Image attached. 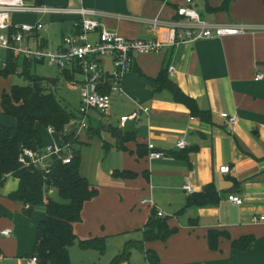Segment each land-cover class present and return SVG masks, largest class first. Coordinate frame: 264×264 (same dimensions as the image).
Here are the masks:
<instances>
[{"label":"crops","instance_id":"obj_1","mask_svg":"<svg viewBox=\"0 0 264 264\" xmlns=\"http://www.w3.org/2000/svg\"><path fill=\"white\" fill-rule=\"evenodd\" d=\"M24 1L47 7L83 6L101 13L108 29L129 39L162 41L168 40L171 26L182 20L177 11L185 4V0ZM202 1L204 4L200 6V0H193L194 7L208 23L243 25L248 33L205 39L137 57L132 71L123 80V94L114 96L108 119L101 120V130L104 127L110 133L105 127H113L110 123L113 113H119L120 120L132 114L137 104L149 107L150 115L143 116L141 124L129 121L124 128L119 127L118 121L113 128L135 134V140L125 144L126 150H119L117 139L112 136L113 142H104L94 152L92 161L85 159L81 167L82 175L99 191L98 197L86 203L83 210V214L91 215L81 221L82 225L90 226V234L107 233L109 225L112 229L118 225L120 230H127L121 223L124 218L130 222L129 226L145 221L146 227L152 213L157 215L158 211L164 214L171 229L178 230L165 242H146L142 249L133 247L141 249L144 255V262L138 261L140 264H264V221L254 222L255 217L264 216V79L255 80L256 75H264V0H233L226 11L217 10L224 0ZM75 19V16L26 13L14 14L10 21L16 25L43 22L45 29L39 35L46 45L59 47L63 38L73 32ZM155 21L159 24H154ZM56 25L58 29L49 30ZM171 66L175 68L169 73L171 79L197 102L200 110L211 113L212 123L193 117L190 109L177 103L171 92L157 91L155 79L163 68ZM233 116L238 122L230 125L228 119ZM92 121L90 116V129L94 131ZM0 125L13 124L0 120ZM41 128L38 127L40 137ZM90 133L83 132L79 141L89 145L83 139H91L100 130ZM50 137L48 145L55 141ZM181 138L188 142L185 151L177 148ZM149 144H154L164 157L149 159ZM43 145L48 146L44 142ZM226 165L231 167V173H220V168ZM122 172L135 176H116ZM11 179L16 180L14 189L7 186ZM186 184L195 194L214 184L220 203L208 207L189 205L193 195L184 190ZM18 187V180L12 176L0 187V264H21L34 257L37 226L46 216L37 218L34 212L29 216L22 203L9 198ZM229 195L241 197L244 204L231 203ZM143 198L153 200L157 209L153 211L143 204ZM138 203L149 210L139 215ZM102 210L116 214H101ZM129 210L133 212L126 217L124 214ZM93 227L98 232L91 230ZM7 229L12 234L2 236L1 231ZM211 231L227 232L231 240L221 238L218 250H212L208 239ZM247 236L255 240L246 251L233 249L232 241ZM95 237L99 236L91 239ZM148 251L155 252L158 260ZM122 264L132 263L129 259Z\"/></svg>","mask_w":264,"mask_h":264},{"label":"trees","instance_id":"obj_2","mask_svg":"<svg viewBox=\"0 0 264 264\" xmlns=\"http://www.w3.org/2000/svg\"><path fill=\"white\" fill-rule=\"evenodd\" d=\"M232 2L233 0H224L217 10H228ZM4 58L8 62V66L6 69L0 67V73L5 77L21 76L29 84L26 86L14 85L11 91L4 93L2 97L3 114L14 118L16 126L0 125V187L4 186L8 176L17 179L19 187L16 192L9 195V198L24 206L29 205L30 209L26 210L29 216L35 207L41 205L46 207V216L37 226V242L32 252V256L37 258L38 264H73L70 250L78 238L75 226L82 221L86 203L99 195L98 189L93 188L81 173L82 151L75 149L74 159L70 164H64L56 156L52 157L49 160L51 167L48 174L33 165L27 166L21 163L20 159L27 149L35 152L43 150L44 145L38 127L45 129L53 127L58 134L62 135L64 128L78 117L69 111L53 93L47 92V86L56 83V80L50 81L45 87L44 79L32 75V67L37 63L17 59L10 53L6 54ZM168 69L163 68L155 79L157 91L171 92L177 103L184 104L190 109L193 117L212 123L211 113L200 110L197 102L183 93L171 79ZM62 75L67 80L75 82L67 72H63ZM103 128L102 130H104ZM107 128L111 135L117 139L119 150H126L125 144L136 138L135 134L122 133L118 128L105 127V129ZM91 130L89 129V131ZM63 139L66 143H78L79 141V137L75 138V135H63ZM141 149L142 147H140L139 153L142 155ZM116 176L131 178L135 175L122 172L117 173ZM51 188L55 189L56 193L49 196V203L45 205V193ZM219 203L217 188L211 184L201 194L193 195L189 205L208 207L216 206ZM177 231V229L169 227L167 219L159 218L154 212L145 227L143 241L128 242L111 264L127 262L133 247L139 246L142 249L146 242H165ZM221 238L231 240L227 232L211 231L209 233V246L212 250H218ZM254 240L253 236L243 237L232 241V247L238 251H246ZM81 246L85 249L104 251L105 239L95 237L81 241ZM147 253L158 260L155 252L148 251Z\"/></svg>","mask_w":264,"mask_h":264},{"label":"built area","instance_id":"obj_3","mask_svg":"<svg viewBox=\"0 0 264 264\" xmlns=\"http://www.w3.org/2000/svg\"><path fill=\"white\" fill-rule=\"evenodd\" d=\"M34 13L43 16L60 15L75 16L73 32L68 33L59 47L45 44L39 35L45 29L41 21L36 24H12L10 21L14 14ZM178 17L169 30L167 41L158 38L148 40L129 39L116 31L108 29L102 21L103 15L95 10L85 8L47 7L44 5L27 4L24 0H0V67L6 69L8 62L6 54L15 58L47 65L61 73L67 72L73 78L80 76V117L73 120L64 128L60 135L53 127H48V133L55 141L43 148L41 152L25 150L20 162L50 173L49 160L56 156L64 164H70L74 159L75 148L71 142L66 143L63 135H75L80 138L83 132L90 129V113L97 112L102 119H108L115 95L124 92V77L133 69L136 58L143 55L159 54L168 51L171 47L182 44H194L205 39L223 38L245 35L248 28L243 25H213L203 19L195 7L193 0H185V4L178 8ZM154 24H159L155 21ZM108 61L106 65L105 62ZM169 73L175 68L169 67ZM264 79V75H256L255 80ZM151 109L137 104V109L130 115L123 116L119 127L124 128L127 122L134 121L141 124L145 115H150ZM238 122L236 116L230 117L228 123L234 125ZM188 142L181 138L177 148L185 150ZM148 157L151 160L161 159L164 155L156 150L154 144L148 145ZM220 173L230 174L231 167L226 165L220 168ZM184 190L194 195L193 188L186 184ZM51 188L45 193L44 204L49 203V196L55 195ZM228 200L235 205H243L244 200L235 195H229ZM143 204L155 211L157 205L153 200L144 199ZM25 208L30 209L29 205ZM159 218H165L161 211L157 212ZM264 221L263 217H255L254 222ZM12 231H1L2 236L9 237ZM21 264H38L36 257L22 261Z\"/></svg>","mask_w":264,"mask_h":264},{"label":"rangeland","instance_id":"obj_4","mask_svg":"<svg viewBox=\"0 0 264 264\" xmlns=\"http://www.w3.org/2000/svg\"><path fill=\"white\" fill-rule=\"evenodd\" d=\"M200 6L204 4L202 0H200ZM16 15V14H15ZM13 16V15H12ZM22 16V15H21ZM17 19V18H16ZM50 28V27H49ZM58 29V26H54L50 28V31H53ZM32 75L36 77H40L44 79V86H47V83H49L52 80H56V83L47 86V92L53 93L56 98L65 106L68 108L69 111L73 112L77 115V117H80V88L79 82L80 76L76 77L75 82L67 80L60 71H58L55 68L48 67L47 65L43 64H36L32 67ZM125 79V77H124ZM29 82L18 75H11L9 77H5L0 73V120L6 121V122H12L14 126L16 124V120L12 117L5 116L1 113L2 107H1V98L2 94L4 92L9 93L11 91L12 86L19 85V86H26ZM121 114H123L121 112ZM90 116H92L93 121L91 123V126L93 127L94 131L97 132L100 130V134H95L91 139L84 138L83 140L86 142H89V145L83 144V142L78 141V143H72V146L82 151V164L85 159H88L92 161V156L94 157V152L97 151L98 147L102 148V145H104V142H113L112 141V135L108 131L101 130V120L102 115L96 112H91ZM120 117V114L117 112H114L112 115V118L110 120V123L113 127L118 126V121H120L118 118ZM16 126V125H15ZM93 130H91L89 135L94 134ZM40 134L42 137V140L44 144L48 145L51 142V138L47 129L41 128ZM105 153V149L103 150ZM91 157V158H90ZM89 162V161H88ZM8 187L14 189L16 186V180L11 179L8 182ZM96 199V198H95ZM93 199V200H95ZM145 198L142 199V201ZM147 199V198H146ZM92 200V201H93ZM91 202V201H90ZM110 206L112 205V202L109 203ZM147 206V205H146ZM161 208H163L165 211H167L166 207L162 204L159 205ZM148 207V206H147ZM145 206H142L140 203H138L137 211L139 212V215L141 213H146V209H148ZM118 210V209H117ZM149 210V209H148ZM34 214L38 217H41V219L46 214V207L44 205L37 206L34 208ZM132 211L126 212L124 215L126 217L127 214ZM101 214H108L110 216L116 214L115 211H100ZM91 215L83 214L82 215V221L90 218ZM165 219V218H162ZM145 221H138V225H130V222L126 220V218L121 221L123 228L125 227L127 230H120L119 226H114L112 229V226H108L107 233H100V234H90L89 233V227L87 225H82L83 223L80 222L76 224L75 226V233L77 235V240L75 241L74 245L71 248V260L74 264H111L113 259L120 254L126 244L129 241H143L144 234L142 231V228L145 227ZM82 225V226H81ZM94 232H98L97 227L91 228ZM111 230H114L113 233H109ZM93 236H99L105 239V247L104 251L98 250V249H85L81 246V241L90 240ZM140 250V251H139ZM134 249L132 248L131 256H130V263L132 264H140L138 261L140 260L141 263L144 262V255L141 253V249Z\"/></svg>","mask_w":264,"mask_h":264}]
</instances>
